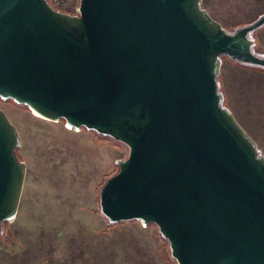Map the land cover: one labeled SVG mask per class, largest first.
<instances>
[{
  "label": "water",
  "instance_id": "95a60500",
  "mask_svg": "<svg viewBox=\"0 0 264 264\" xmlns=\"http://www.w3.org/2000/svg\"><path fill=\"white\" fill-rule=\"evenodd\" d=\"M227 32L202 0H0V100L124 145L100 188L109 224H153L177 264H264V155L224 105L222 58L264 69L254 33ZM0 110V231L26 164Z\"/></svg>",
  "mask_w": 264,
  "mask_h": 264
},
{
  "label": "rangeland",
  "instance_id": "374dc122",
  "mask_svg": "<svg viewBox=\"0 0 264 264\" xmlns=\"http://www.w3.org/2000/svg\"><path fill=\"white\" fill-rule=\"evenodd\" d=\"M78 4L74 1L66 13L76 14ZM202 7L233 32L264 13V0H202ZM262 37L264 27L254 33L255 52L264 55ZM232 69L262 75L264 69L240 67L224 57L218 81L224 105L264 155V91H255L246 77L224 91L221 73ZM0 110L20 134L16 153L26 164L16 219L5 225L0 238V264H177L153 224L110 226L98 212L99 189L117 172L115 161L125 158L124 145L83 128L67 130L62 121L41 120L11 100L0 101ZM102 140L114 145L115 161L98 158Z\"/></svg>",
  "mask_w": 264,
  "mask_h": 264
},
{
  "label": "crops",
  "instance_id": "0c3cea01",
  "mask_svg": "<svg viewBox=\"0 0 264 264\" xmlns=\"http://www.w3.org/2000/svg\"><path fill=\"white\" fill-rule=\"evenodd\" d=\"M262 39H264V37H262ZM259 45H260V41H259ZM242 75H246V76H242ZM222 77H223V79H221V80H222L224 91H226V89L228 90L229 85H230V83H232L233 80L242 79V77H246V78L249 79L248 80V84H250L251 87H253L255 91H256V88L257 89H262V91H264V75H262V73H259V72H256V71H253V70H250V69H248V70H246V69L233 70L232 69L228 73H227V70H225L223 73H221V78ZM261 97H263V98H261V101H262L264 99V92L261 95ZM239 124H240V122H239ZM98 142L101 143V148H102L98 152V156H99L98 158H100L101 160L108 159V160H110L112 162L115 161L116 158L113 157V152L116 150V149L114 150V148H113L114 145L111 142H107V141H104V140L98 141ZM98 142L96 141V143H98ZM101 150H102L103 156L99 155Z\"/></svg>",
  "mask_w": 264,
  "mask_h": 264
},
{
  "label": "built area",
  "instance_id": "2783aa9c",
  "mask_svg": "<svg viewBox=\"0 0 264 264\" xmlns=\"http://www.w3.org/2000/svg\"><path fill=\"white\" fill-rule=\"evenodd\" d=\"M45 1L53 10L66 13L69 10L70 6L73 4V2L76 0H45ZM77 13H78V8H77Z\"/></svg>",
  "mask_w": 264,
  "mask_h": 264
},
{
  "label": "trees",
  "instance_id": "16d2710c",
  "mask_svg": "<svg viewBox=\"0 0 264 264\" xmlns=\"http://www.w3.org/2000/svg\"><path fill=\"white\" fill-rule=\"evenodd\" d=\"M224 58V57H223ZM222 58V59H223ZM234 64H236L237 65V63H235V62H233ZM238 66H240V67H247V68H253V69H256V67H251V66H247V65H240V64H238ZM218 81H219V78H218ZM1 101V100H0ZM24 107V106H23ZM25 109H26V107H24ZM27 110V109H26ZM17 151V150H16ZM16 156H17V153H16ZM126 157V156H125ZM110 177V176H109ZM99 191H100V189H99ZM99 194V193H98ZM98 212H99V210H98ZM100 214V213H99ZM106 220V219H105ZM107 221V220H106ZM107 223H108V221H107ZM109 224V223H108ZM118 224V223H117ZM5 225H6V223L4 222V223H2V225H1V231H0V238H1V236L4 234V228H5ZM110 226H112V225H115V224H109ZM158 232V231H157ZM159 234V233H158ZM10 236V235H9ZM161 237V236H160ZM165 241V240H164ZM167 242V241H166ZM167 245H168V243H167ZM168 250H169V247H168ZM170 253V252H169Z\"/></svg>",
  "mask_w": 264,
  "mask_h": 264
},
{
  "label": "flooded vegetation",
  "instance_id": "af4514ba",
  "mask_svg": "<svg viewBox=\"0 0 264 264\" xmlns=\"http://www.w3.org/2000/svg\"><path fill=\"white\" fill-rule=\"evenodd\" d=\"M86 133L93 134L92 132H86Z\"/></svg>",
  "mask_w": 264,
  "mask_h": 264
}]
</instances>
